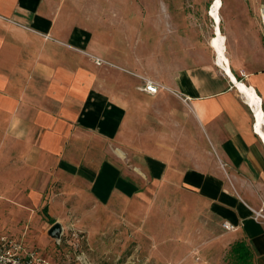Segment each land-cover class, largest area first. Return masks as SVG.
Here are the masks:
<instances>
[{
	"label": "crops",
	"instance_id": "0c3cea01",
	"mask_svg": "<svg viewBox=\"0 0 264 264\" xmlns=\"http://www.w3.org/2000/svg\"><path fill=\"white\" fill-rule=\"evenodd\" d=\"M64 2L0 0V167L10 188L30 187L39 199L55 185L58 199L72 193L104 208L144 199L150 181L158 199L162 188L168 199L179 188L190 217L200 207L221 229L234 225L228 239L264 264V217H256L264 214V138L252 102L217 63L169 61L165 75L151 76L124 69L135 80L114 73L124 67L104 58L106 39L89 36L72 10L61 15ZM248 39L254 61L264 62L258 34ZM232 70L264 110V68ZM146 77L161 85L157 93L144 89Z\"/></svg>",
	"mask_w": 264,
	"mask_h": 264
},
{
	"label": "rangeland",
	"instance_id": "374dc122",
	"mask_svg": "<svg viewBox=\"0 0 264 264\" xmlns=\"http://www.w3.org/2000/svg\"><path fill=\"white\" fill-rule=\"evenodd\" d=\"M70 1L64 2L61 15L72 10L75 24L89 36L105 38L100 39L108 46L104 58L123 66L118 69L124 74L113 71L129 80L135 78L126 69L145 76L165 75L169 61L178 68L186 63L216 64L210 15L214 0H76L72 8ZM223 2L222 28L234 66L264 68L263 61H254L248 39L250 30L258 34L264 59L260 16L264 0ZM82 48L96 53L87 42ZM4 170L0 167V236L22 241L54 264H236L238 241L228 239L225 224L223 231L204 208L197 207L198 217H190L182 189L168 199V189L162 188L158 199L157 186L150 181L144 199L104 208L78 203L72 193L58 199L63 193H56L55 185L39 199L31 198L30 187L23 185L16 193ZM56 222L63 226L59 237L50 234Z\"/></svg>",
	"mask_w": 264,
	"mask_h": 264
},
{
	"label": "bare ground",
	"instance_id": "6f19581e",
	"mask_svg": "<svg viewBox=\"0 0 264 264\" xmlns=\"http://www.w3.org/2000/svg\"><path fill=\"white\" fill-rule=\"evenodd\" d=\"M224 6L223 0H214L210 9V15L214 20V35L211 38V46L216 53V63L223 71L228 75L237 85V87L248 97L252 102L255 111L257 113V130L264 138L263 122H264V110L262 108V99L257 94L254 87L247 85L244 81L238 80L234 74L232 67L233 62L228 54L227 40L228 37L222 29V15L221 10Z\"/></svg>",
	"mask_w": 264,
	"mask_h": 264
},
{
	"label": "built area",
	"instance_id": "2783aa9c",
	"mask_svg": "<svg viewBox=\"0 0 264 264\" xmlns=\"http://www.w3.org/2000/svg\"><path fill=\"white\" fill-rule=\"evenodd\" d=\"M261 18L264 24V6L261 8ZM95 61L97 64L101 65L104 60L100 57H96ZM242 76L247 74L242 71ZM160 84L153 79L145 78L144 89L150 93H157ZM256 217H264V214L259 211L256 213ZM226 228L234 229V225L225 223ZM0 264H54L48 259L39 255L35 250H31L26 245L19 240L12 239L11 237L1 235L0 236Z\"/></svg>",
	"mask_w": 264,
	"mask_h": 264
},
{
	"label": "trees",
	"instance_id": "16d2710c",
	"mask_svg": "<svg viewBox=\"0 0 264 264\" xmlns=\"http://www.w3.org/2000/svg\"><path fill=\"white\" fill-rule=\"evenodd\" d=\"M234 252L237 255L236 264H252V251L245 242L238 241L235 244Z\"/></svg>",
	"mask_w": 264,
	"mask_h": 264
},
{
	"label": "water",
	"instance_id": "95a60500",
	"mask_svg": "<svg viewBox=\"0 0 264 264\" xmlns=\"http://www.w3.org/2000/svg\"><path fill=\"white\" fill-rule=\"evenodd\" d=\"M63 232V226L60 222H56L50 229V234L59 237Z\"/></svg>",
	"mask_w": 264,
	"mask_h": 264
}]
</instances>
